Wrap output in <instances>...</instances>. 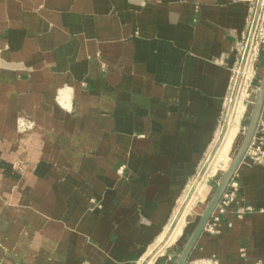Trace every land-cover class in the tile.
<instances>
[{
	"label": "crops",
	"instance_id": "obj_1",
	"mask_svg": "<svg viewBox=\"0 0 264 264\" xmlns=\"http://www.w3.org/2000/svg\"><path fill=\"white\" fill-rule=\"evenodd\" d=\"M255 2L0 0V264H140L220 134ZM225 191L185 264L264 262V104Z\"/></svg>",
	"mask_w": 264,
	"mask_h": 264
},
{
	"label": "bare ground",
	"instance_id": "obj_2",
	"mask_svg": "<svg viewBox=\"0 0 264 264\" xmlns=\"http://www.w3.org/2000/svg\"><path fill=\"white\" fill-rule=\"evenodd\" d=\"M252 42H253V39L251 41L250 47L252 45ZM250 47L246 51V54L244 55L242 69L241 70L239 69V72H238V74H240V80H241V76L243 74L244 81L246 79H248V77L251 76L250 75L249 68H248V66H250V65H248L249 64L248 63V61H249V58L248 57H249V53H250V49H251ZM244 81H243V83H244ZM239 84H240V82L238 84H236L235 87H234V95H233V97H231L230 103H229L228 108H227V111H226V115H225V119H224V122H223V126H222L221 131H220V134H219V136H218V138H217V140L215 142V144L218 142L217 145L215 146V144H214V146L212 147L211 151L209 152V154H208V156H207V158H206V160H205V162L203 164V168L201 167V169H200L201 170L200 175L198 176L197 179L195 178V180H194L191 188L189 189L188 193L186 194V196H185V198L183 200L182 205L180 206L179 210L175 214L172 222L174 221L176 215L180 211V214L176 218L175 222L173 223L172 226H171L172 222H171L170 226L168 225L169 227L167 228L165 234L161 237L160 241L156 244V246L154 247V249H152V251H150L148 253V255H150V253L157 254V252L162 247H164L165 245H168V244H171V243L176 242L177 238L183 233V227L185 226L184 224L186 222V221H183L182 220V218L184 219V217L182 216V214H183L184 210L186 209V206L190 202L191 198L193 197V195H194V193L196 191V188L198 187V185H199L202 177L204 176V174L206 172L207 173L214 172L217 164L220 163L224 159V157L229 153V150L231 148V145L234 142V139L236 138V135H237V131H238V128H239V125H238L239 124V121H240V119L242 117V114L244 112V109H245V106H244V104L242 102V100L244 98L243 93L242 92H239L238 95H237V91H239L238 90ZM234 102H235V104H234ZM252 109H253V107H252ZM231 113H232V115H231ZM251 114H252V111H251ZM230 117H231V119H230ZM250 117H251V115H250ZM229 120H230V124H229ZM245 133H246V131H245ZM243 138H244V136H243ZM241 143H242V141H241ZM241 143H240V145H241ZM240 145H239V147H240ZM239 147H238V149H239ZM238 149H237L236 153L234 154V156L237 154ZM234 156H233V158H234ZM230 163H229V165H230ZM229 165L227 166V168L229 167ZM227 168H226V170H227ZM190 190H192V193L190 194V196L186 200V197L190 193ZM181 208H182V210H181ZM144 260H146V259H143V261ZM151 261L152 260L150 259V261L147 260L145 262L146 263H149Z\"/></svg>",
	"mask_w": 264,
	"mask_h": 264
},
{
	"label": "water",
	"instance_id": "obj_3",
	"mask_svg": "<svg viewBox=\"0 0 264 264\" xmlns=\"http://www.w3.org/2000/svg\"><path fill=\"white\" fill-rule=\"evenodd\" d=\"M261 8H262V0H257L255 10H254V14H253V17H252V20L250 23L248 35H247V38L245 41V46H244L243 53L241 56V61H240V65H239L240 70L242 69V66H243L244 55L246 54V51L249 49L251 41L253 39L255 30L257 27L258 19L260 17ZM235 79L236 80H235V84L233 87H235V85L240 82V74L237 73V76ZM231 95H232V97L234 95L233 89H232ZM263 104H264V69L262 72V76H261L259 86L257 88V93H256L255 101L253 104L252 114H251L247 129H246V133H245L244 138L242 140V143L238 149V152L234 156V158L232 159L227 170L223 173L221 179L219 180L211 199L207 203V205L204 208V211L201 214L195 228L193 229V231L189 235L187 241L185 242L180 254L177 257L175 264H185L186 263L188 255H189L197 237L200 235V233L204 229L205 224L209 220V218H210L214 208L216 207L221 195L225 191V189H226L230 179L232 178L238 164L240 163V161L244 157V155H245V153H246V151L250 145V142H251V140L255 134V130H256V127H257V124L259 121V117L261 114ZM217 143L215 144V146L217 145ZM202 168H203V166H202ZM200 173H201V170H200L199 174L197 175L196 179L198 178ZM191 193H192V190H190V193L186 197V200L188 199V197L190 196ZM181 210H182V208H181ZM179 214H180V211L176 215L171 226L173 225V223L175 222V220Z\"/></svg>",
	"mask_w": 264,
	"mask_h": 264
},
{
	"label": "rangeland",
	"instance_id": "obj_4",
	"mask_svg": "<svg viewBox=\"0 0 264 264\" xmlns=\"http://www.w3.org/2000/svg\"><path fill=\"white\" fill-rule=\"evenodd\" d=\"M256 2H257V0H256ZM256 2H255V6H256ZM254 10H255V8H254ZM254 10H253V14H254ZM264 0L262 1V8H261V12H260V15H262V16H260L261 17V19L263 18V15H264ZM253 14H252V17H253ZM260 17H259V19H258V23H257V27H256V30H255V33H254V36H253V42H252V45H251V49H250V53H249V61H248V65H250V66H248V68H249V71H250V77H248V79H246L245 81H244V77H243V74H242V76H241V80H240V84H239V87H238V90L239 91H237V95H238V93L239 92H242L243 93V95H244V98H243V100H242V102H243V104H244V106H247V104H246V102H248V101H250V104H249V112H251V110H252V107H253V104H254V101H255V96H256V93H257V88H258V86H259V83H260V80H261V76H262V72H263V66H261L260 67V69H257L256 68V66H255V62H256V60H257V58H258V56L262 53L263 55L261 56L262 57V65H264L263 63V60H264V50H262V52L261 53H259V49H260V47H261V45H263V47H264V43L263 44H261V42H260V36H261V34H263L262 33V30L260 29V23H261V19H260ZM251 20H252V18H251ZM250 27V26H249ZM248 31H249V28H248ZM248 31H247V33H246V38H247V35H248ZM245 41H246V39H245ZM244 45H245V42H244V44H243V47H244ZM242 53H243V49H242V51H241V54H240V57H239V62H238V64H237V68H236V75L234 76L235 78H236V76H237V73L239 72V65H240V61H241V56H242ZM236 80V79H235ZM244 81V83H243V81ZM242 82V83H241ZM235 84V82L233 81L232 82V86H231V91H230V94H231V92H232V89L234 90V84ZM243 84V85H242ZM241 88V89H240ZM242 90V91H241ZM230 94H229V96H230ZM231 97H232V95H231ZM230 100H231V98H230ZM230 100H229V103H230ZM234 104H235V102H234ZM229 105V104H228ZM234 108V107H233ZM233 110V109H232ZM245 111H246V109L244 110V112L243 113H245ZM224 114V113H223ZM231 115H232V113H231ZM223 118H224V116L222 115V119H221V123L223 122ZM230 119H231V117H230ZM240 122V121H239ZM229 124H230V120H229ZM239 125V124H238ZM229 126V125H228ZM241 132V136H244V134H243V130H242V128H238V131H237V135L236 136H238V134ZM243 138V137H242ZM235 140V139H234ZM237 143H241V137H237V140H236V142L233 144L232 143V145H231V152L233 151V154L236 152V150L238 149V146L237 147H235L236 146V144ZM229 153H230V150H229ZM228 153V154H229ZM227 154V155H228ZM227 155L224 157V159L227 157ZM207 158V157H206ZM223 159V160H224ZM219 164V163H218ZM197 175V174H196ZM219 176H222V172H220L219 173ZM196 177V176H195ZM194 177V178H195ZM193 178V179H194ZM203 178V177H202ZM198 187H199V185H198ZM196 188V191H195V193H194V195H193V197L191 198V200H190V202L188 203V205L186 206V209L184 210V212H183V214H182V216L184 217V219L182 218V220L183 221H186L185 222V224L184 225H187V220L189 219V217H190V215H191V212L193 211V209L195 208V204H197V200H198V197H199V194L201 193V190L199 189V188ZM215 190V189H214ZM214 191H211V194L213 193ZM183 203V202H182ZM182 205V204H181ZM184 228H186L185 226L183 227V230H184ZM192 228V227H191ZM185 229L184 231H183V235L181 234L178 238H177V240H176V242H174V243H172L171 245H168V246H166V247H164V248H162V249H160L158 252H157V254H152V253H150V255H148V256H146V257H144V259H146V260H144L143 261V258H142V260H140L139 262H140V264H152V262H153V260L158 256V254L159 253H161L165 248H168V247H175L177 244H178V249H177V252H176V254H180V250H181V248H182V245H183V243H184V241L186 240V238L188 237V235L190 234V232L192 231V229ZM172 247V248H173ZM166 250H168V249H166ZM178 255H176V256H178ZM150 259L152 260L151 262H149V263H146L145 261H150ZM174 260H177V257L174 259Z\"/></svg>",
	"mask_w": 264,
	"mask_h": 264
},
{
	"label": "built area",
	"instance_id": "obj_5",
	"mask_svg": "<svg viewBox=\"0 0 264 264\" xmlns=\"http://www.w3.org/2000/svg\"><path fill=\"white\" fill-rule=\"evenodd\" d=\"M261 39L264 37L263 34H261ZM232 196H233V193L230 192V193H226V191L223 192V194L221 195L217 205L215 208H217L218 210V213H221L223 212L224 208L229 204V202L231 201L232 199ZM212 219L214 222H216L218 220V216L217 215H211ZM199 264H210L208 261H205V260H201L199 262ZM256 264H264V262H258Z\"/></svg>",
	"mask_w": 264,
	"mask_h": 264
}]
</instances>
